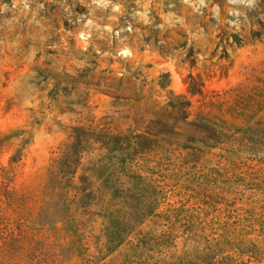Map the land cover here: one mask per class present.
I'll list each match as a JSON object with an SVG mask.
<instances>
[{"label": "rangeland", "instance_id": "1", "mask_svg": "<svg viewBox=\"0 0 264 264\" xmlns=\"http://www.w3.org/2000/svg\"><path fill=\"white\" fill-rule=\"evenodd\" d=\"M0 264H264V0H0Z\"/></svg>", "mask_w": 264, "mask_h": 264}, {"label": "trees", "instance_id": "2", "mask_svg": "<svg viewBox=\"0 0 264 264\" xmlns=\"http://www.w3.org/2000/svg\"><path fill=\"white\" fill-rule=\"evenodd\" d=\"M193 63V60H190ZM169 104L178 109V116L173 119V127H179L180 121H185L192 113V102L182 95L173 96L169 102ZM164 122V120H162ZM155 127V125H154ZM160 127V126H159ZM166 128H162L161 130H156L160 134H156V131H149L151 136H155L156 138L161 140L164 143L170 141V136L173 134V131L166 132ZM167 133V134H166ZM143 139H150V136L147 134H140ZM169 136V138H167ZM69 140L62 145L61 155L57 159L56 167H58V172L62 177V188L67 190V193L72 194V197L68 198L67 203L71 202V204L78 202L82 197L81 187L75 181L76 170L79 165L80 155L82 151L86 150L91 143V137L88 135V131L85 130L84 126H73L72 131L69 135ZM140 138V139H141ZM170 143V142H169ZM167 148V147H166ZM65 203V202H64ZM65 204V206H66ZM64 205H59L58 208H55L54 212V221L56 222L58 218L63 217L66 214V211L71 207H67L63 209ZM43 211V209H42ZM63 211V212H62ZM44 212V211H43ZM42 212V219L40 220L42 224H45L44 214ZM48 217V216H47Z\"/></svg>", "mask_w": 264, "mask_h": 264}]
</instances>
